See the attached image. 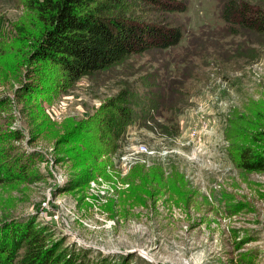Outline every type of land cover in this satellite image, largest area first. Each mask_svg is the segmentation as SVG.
Instances as JSON below:
<instances>
[{"label": "rangeland", "instance_id": "1", "mask_svg": "<svg viewBox=\"0 0 264 264\" xmlns=\"http://www.w3.org/2000/svg\"><path fill=\"white\" fill-rule=\"evenodd\" d=\"M222 1L160 15L181 25L177 45L69 82L28 60L41 24L26 0H0V163L26 164L0 181V221H32L91 259L264 264V170L237 164L242 145L264 155V35L228 34ZM87 8L158 16L139 0Z\"/></svg>", "mask_w": 264, "mask_h": 264}, {"label": "trees", "instance_id": "2", "mask_svg": "<svg viewBox=\"0 0 264 264\" xmlns=\"http://www.w3.org/2000/svg\"><path fill=\"white\" fill-rule=\"evenodd\" d=\"M158 16L140 20L130 16L100 15L88 10L91 0H26L40 27L29 44L28 60L49 61L61 73L75 81L81 75L109 67L130 54L151 48L177 45L183 37L180 24L160 15L183 11L188 0H139ZM220 15L230 35L260 37L264 35V6L251 0H223ZM8 96H0V108ZM119 113L130 114L122 106ZM237 164L248 170H264V155L250 146H240ZM13 169L0 163V181L24 175L26 164ZM16 172V173H15ZM0 221V264H126L123 258L100 256L91 259L88 250H65L51 239L45 228L32 221Z\"/></svg>", "mask_w": 264, "mask_h": 264}]
</instances>
